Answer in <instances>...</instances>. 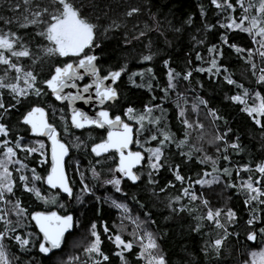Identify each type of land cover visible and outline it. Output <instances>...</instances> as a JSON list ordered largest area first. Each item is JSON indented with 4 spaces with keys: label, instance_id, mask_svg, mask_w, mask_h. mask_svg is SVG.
Here are the masks:
<instances>
[{
    "label": "trees",
    "instance_id": "obj_1",
    "mask_svg": "<svg viewBox=\"0 0 264 264\" xmlns=\"http://www.w3.org/2000/svg\"><path fill=\"white\" fill-rule=\"evenodd\" d=\"M76 2L83 4L82 14L94 21L96 17H99L97 22L102 26L110 24L113 20L120 25L119 28L110 30L106 34L98 33L96 38L100 42L98 65L101 72L106 73L110 70L124 68L123 77L118 84L119 99L109 106L110 110L113 114L127 117L125 110L129 107L134 109L133 114H144L146 106L152 107L151 115L161 117V120L155 126L149 124L147 120L143 122L142 128L140 125L137 126L135 141L138 139L140 143L135 142V145L142 148L158 147V141L147 138L152 134H156L158 139L161 138L159 136L161 130L170 133L172 142H165L162 161L166 159L173 168L178 164L179 172L185 179L183 183L177 181L173 171L169 170L166 164L153 175L152 179L155 183L150 184L146 162L144 167L138 170L140 181L136 185L121 181V191L117 192L113 185L102 183V180L113 176L108 169L115 167L116 159L114 155H110L113 159L100 158L103 163L97 164V159L91 154L90 148L94 143L105 138V131L90 129L77 132L72 130L67 105L56 103L42 83L53 66L70 58L44 57L43 61L35 65L28 58H21L20 63L25 70L31 68L39 74L37 86L43 89V94L39 97L30 95L26 99L20 98L21 102L17 104L8 89H0V100L5 106L0 108V123L6 124L10 130L9 136L2 137V139H7L12 146L17 140L27 143L36 139L29 136V129L22 124V119L32 107H44L48 111L51 123L57 126L63 139L69 145L71 155L67 161V172L74 195L73 200L70 201L58 192L49 190L45 183L39 181L44 199H38L32 193L23 190L18 174H14L16 198L20 199L22 206L26 209V218H19L20 227L16 228V232L21 235L31 233L30 239L36 246L29 251H20L14 241L6 239L5 247L12 264H57V257L67 251L72 239L80 234L87 236L90 234L92 223L97 224V231L102 240L101 249L109 256V260L103 264H122L120 257L115 255L120 249H117L115 244L108 239V236L118 233L117 224L121 214V211L112 204L113 200L126 204L130 211L147 221L166 264L246 263L249 252L264 244V236L259 233V229L264 227V205L255 201L246 204V190L241 187V184L250 176L253 181L261 178L255 168L258 164L264 163V129L258 126L246 111L242 110L246 105H253L254 101H257L256 93L264 97V84L257 83V78L261 74L260 69L264 68V60L255 54L257 44L252 42L247 33L220 27L221 23L228 22L229 13L216 9L210 4V0H76ZM247 2L248 0H245V3ZM133 6L139 7L140 12L131 17L125 16L124 13ZM201 6L205 11L203 16H201ZM24 7L23 0H0V31L16 33L17 36L23 38V42L28 44L32 52L39 54L38 45H47L48 41L36 35L38 30L36 26L29 25L27 28L19 26L22 22ZM231 14L238 16L239 9ZM153 16L155 20L152 19ZM157 22H159V31H156ZM206 25L212 27L209 29L205 27ZM42 27L43 25L40 26ZM175 29H180V31L177 32ZM140 30H144L146 35L140 37L139 40H132L131 43L123 42L125 34L131 38ZM222 36L227 37L228 44L253 50L251 59L256 64L255 75L248 63L247 51L237 53L227 44L222 43ZM213 45L223 51L222 57H215L218 65L222 66L220 72L215 75L207 71L210 68V61L214 58V54H210L208 48ZM150 54L153 57L150 61L142 59L143 55ZM197 54L200 55V60L196 59ZM165 60L168 61V67H165ZM149 68L151 73L146 71ZM168 68L181 75L174 81L175 91L168 90L166 93L164 89H167L168 85ZM197 68L206 70L196 71ZM5 69V65H0V77L5 75ZM186 71L192 73L187 81L182 78ZM212 72L215 73V69H212ZM140 73L143 75H139ZM15 75L14 71H8L6 82L12 81ZM225 77H230L236 81V84H228ZM236 85H242L243 88ZM245 89L248 92L247 96L243 95ZM177 92L182 93L184 98L194 103L196 97L206 100L207 108L199 105L202 110L208 113V109H214L217 115L223 117L220 120L212 117L219 136H223L227 131V136L220 140L216 150L205 153L195 144L189 131L178 118ZM238 95L245 100L244 104L230 99ZM157 105L158 108L155 107ZM261 123L264 124V117H261ZM138 129L139 135H137ZM180 141L183 143L177 147ZM225 141L228 145L236 142L239 148L233 149L226 146ZM73 145H78V147H73ZM142 148L135 146L138 150ZM15 150L17 158L27 165L25 171L23 170L24 173L31 174L30 169H35L36 173L42 177L47 175L48 152H46L45 164L40 166L41 156L38 153L29 155L20 149ZM145 153L148 156L146 151ZM182 153L187 155H182ZM225 155L228 156V160L223 159ZM213 161L219 171H213ZM245 165L248 167L247 171L244 169ZM75 166L80 167L84 184L89 186L90 193H81L83 185ZM90 167H95L101 172L99 179L92 177ZM225 167L229 169L230 176L223 174ZM208 176L218 177L219 182L203 186L195 183L197 179H206L209 178ZM229 183L235 184L236 187H227ZM261 183L264 184V179H261ZM161 188H164V191H160ZM183 188H189L198 196L202 194L204 199L209 200L210 207L222 210L231 208L236 213V221L226 226L230 233L234 232L237 235L228 238L218 259L206 257L203 251L205 242L209 240L208 233L215 235L218 230H212L206 221H201L203 227L199 231H193L198 223L195 217L203 215L206 209L200 199L190 201L187 196H184ZM77 195L81 196L80 201H77ZM176 196L182 197L178 204L174 200ZM169 203L173 208L185 206L192 211L173 212L168 206ZM0 208H5L9 212L8 218L13 222L11 227H15L18 218L12 213V206L0 204ZM54 209L61 214L73 213L75 230L67 237L62 251L46 258L38 252L40 235L31 222L30 215L35 211ZM252 209H255L254 214L258 217L252 226L258 236L255 245H251L246 238L248 228L246 221ZM146 212L149 213L148 216H145ZM221 222L224 223L223 215ZM105 226L109 229L107 234L103 231ZM2 229L3 225L0 224V230ZM124 238L127 239V237ZM140 251V246L133 244L130 251L124 252V264H146L144 259L139 258ZM17 257L19 259H16ZM69 264H93V259H90V254L85 251V248H81L77 252L75 262Z\"/></svg>",
    "mask_w": 264,
    "mask_h": 264
},
{
    "label": "snow or ice",
    "instance_id": "obj_2",
    "mask_svg": "<svg viewBox=\"0 0 264 264\" xmlns=\"http://www.w3.org/2000/svg\"><path fill=\"white\" fill-rule=\"evenodd\" d=\"M25 5L24 13L22 14V22H20V27L27 28L29 25H34L37 27L36 35L43 37L44 40L48 41L47 45H38L39 54L31 51L28 44L23 42V38L17 36L14 32H3L0 31V65H5V75L0 77V89H8L12 94L16 103L21 102L20 98L26 99L30 95H35L37 97L43 94V89L37 86L38 73H35L31 68L25 70L23 65L20 63L21 58H28L33 65L40 63L44 60V57H59V58H70L68 60H62L61 63L53 66L52 70L48 73L47 77L42 80V83L46 85V88L51 91V94L58 101H67L68 105L76 100H83L86 103L92 99L93 92L98 100V103L103 105L106 101H115L117 99L118 93L116 88L112 87L111 84H115L117 79L121 76L124 68L121 67L119 70L108 71L106 75L100 74V69L95 63L97 56L92 53L93 48L100 47V42L97 40L98 33L100 35L108 33L110 30L119 28L120 25L113 20L110 24L102 26L97 21L99 17H96L94 21L89 16L82 14L83 4H77L76 0H23ZM210 4L220 11H226L229 13L226 24L221 23L220 27L227 28L229 30H239L241 32L247 33L254 44L259 45L255 50V54L259 55L261 60H264V0H210ZM19 7V5H17ZM239 9V15L233 16L231 13L237 12ZM139 7H130L124 15L131 17L136 13L140 12ZM205 15L204 8L201 6V16ZM155 20V17H152ZM9 23L10 21H5ZM189 22L191 19L189 18ZM43 25L42 28L40 26ZM206 28H211V25H206ZM159 22L156 23V31H159ZM177 32L180 29H175ZM144 30L133 34L131 38L125 34L123 38L124 43H131L132 40H139L140 37L145 36ZM163 35V33H161ZM222 43L227 44L228 47L234 49L237 53L245 52L248 53V63L254 70L255 75L256 64L252 62L253 50L238 47L235 44H228L227 37H221ZM150 46V45H149ZM88 49V52H85ZM210 54H214V58L210 61V68L207 69L211 74L215 75L220 72L221 67L218 65L215 57H222V49L217 48L215 45L208 48ZM15 58V60H13ZM76 58V59H71ZM152 55H143L142 59L145 61H150ZM197 60L201 57L199 54L196 56ZM165 67H168V61H164ZM215 69V73L212 72ZM86 74L91 78V83H84L79 86L76 82L83 81ZM196 71H205L206 69L197 68ZM8 71H14L16 73L13 81L6 82V77ZM147 72L151 73V69H146ZM227 71V69H224ZM260 75L257 78V83L264 84V68L260 69ZM191 71H186L183 74V80H189L191 76ZM137 75V73H133ZM139 75H143L140 73ZM180 73L174 72L173 69L168 68V85L167 89L164 91L167 93L168 90L175 91L176 81L180 78ZM131 79V77H129ZM228 84H236V81L232 80L230 77H225ZM106 80H110L111 84H105ZM21 82L23 87L21 86ZM237 87L243 88L242 85H236ZM66 88L77 89L76 95H72L70 92L65 93ZM151 88V85H149ZM84 94H88L85 96ZM244 96L248 95L247 90L243 92ZM233 101H239L241 104L245 103V100L241 96L230 97ZM255 99L259 101L258 103H253L252 106H245L243 111L253 118L254 122L264 129V124L261 123V117H264V97H261L259 93L255 94ZM188 101L183 97L182 93L177 92V102L176 107L178 109V118L181 119L182 124L185 128L192 127L195 124L196 127H202L198 122H190L186 115ZM199 105H203L207 108L208 102L200 97H196V102L191 105V110L193 112L198 111ZM4 103L0 100V108H4ZM15 107V105H12ZM155 107H159L158 105ZM152 107H145L144 114L133 115L134 109L129 107L125 110V115L128 119H135L136 123L143 127V122H147L153 126L157 125L161 117H153ZM163 114V110H161ZM208 114L211 115L215 120L223 119L222 116L217 115L214 109H208ZM23 123L29 125L31 131L39 136H47L51 141V164L50 170L47 171V175L42 177L36 173L35 169H30L32 175L31 177L23 174L22 169H26L27 165L22 163L20 159L17 158V152L15 149H20L28 153L40 151L41 155H44L45 145L42 142L38 143V147H30L22 145L19 140L14 146L10 144L7 139L0 142V149H2V155H0V204L11 205L12 213L17 216L18 220L15 227H11L12 221L8 218L9 212L5 208H0V224L3 225V229L0 230V264H12V260L9 258L8 251L5 247V240L14 241L19 247L20 251H29L32 247H35V243L30 239L31 233L26 235H21L16 232V228L20 227L19 218L25 217L26 209L22 206L20 199L16 198L14 188L16 187V181L13 179V171L10 170L9 165L18 166L14 170L20 172L19 183L25 192L32 193L38 199H44L41 191L35 186V182L41 181L46 183L50 188H59L62 192L66 193L69 197L72 196L73 190L70 186L69 179L66 175L65 170V160L64 158L69 153V148L66 144L62 143L57 139L56 129L53 128L44 120V109L41 107H32L30 111L23 115ZM71 125L77 129H83L87 126H95L97 128H105L107 126V137L102 139L99 143H94L91 146V152L97 158L103 157L105 160L113 159L112 156H107L109 152H113L114 156H118V161L113 168H109L108 171L113 173L111 178H106L102 180L104 184H111L114 186L117 192L121 191L120 184L121 178L126 177L130 182L135 184L140 179V173L134 172L133 169L141 164V161L145 160V157L140 151H128L129 145L133 143V132L132 127L121 119V116H110L109 110H101L96 113L95 117L89 116L87 113L80 111L78 109L72 108L71 114ZM9 128L4 123H0V137L7 138L9 136ZM230 131V129L228 130ZM137 135H139V129L137 130ZM158 139L156 134L150 135L147 139L152 141H158V147H149L145 151L148 153L147 156V168L149 169L148 183H155L152 179L153 175L158 173L161 168L165 167L167 164L169 170L173 171V175L177 181L183 183L184 177L179 172V165L173 166L165 159L163 148L165 142H172L171 134L159 131ZM187 136V134H186ZM227 136V131L223 136H217V140H222ZM22 139V138H21ZM78 139V138H77ZM137 144L140 141L137 139L135 141ZM183 141L177 143V147H180ZM233 149H238L239 144L236 142L227 144ZM142 146V145H141ZM73 147H78V145H73ZM182 155H187L182 153ZM224 160H228V156L223 157ZM46 162L42 160L41 163ZM97 164L103 163V160L97 159ZM247 171V165L244 166ZM92 177L94 179H99L101 172L95 167H90ZM213 171H219L215 167V161H213ZM255 171L260 173V177L255 181L252 180L251 176L247 181L241 184V187L246 190V204H251L252 202H258L264 205V184L261 183V179H264V163L258 164ZM119 174L116 176L115 174ZM224 175H231L229 169L225 167L223 169ZM205 175H208L205 173ZM213 182H219L218 177H214L212 180L197 179L196 184L200 185H211ZM81 193H90V188L87 184H84L83 173H81ZM227 187H236L235 184L229 183ZM160 191H164L161 188ZM182 193L187 196L190 201H196L200 199L201 204L206 209L205 213L200 216H196L197 225L193 228V231H199L203 224L201 221H206L212 230L216 231L215 235L211 232L208 233L209 240L205 242L204 254L206 257L219 258L221 255V250L224 248L225 242L232 235H237V233H230L226 225H231L236 221V213L231 209L227 208L222 210L221 208L210 207V202L204 199L202 194L198 196L194 191H190L189 188H183ZM181 196L174 197L175 202L178 204L181 200ZM77 201L81 200V196L77 195ZM139 203V201H137ZM112 204L121 209L124 218L129 219L131 223L135 225L133 229V238L139 240L140 243V254L139 258L144 259L146 264H166L164 256L159 252V246L157 244L156 237L152 232L141 230V224L147 221H140L139 217H131L130 210L128 206L124 203H118L113 200ZM172 208L173 212L179 211H189L192 209L181 206L180 208H173L172 204L168 205ZM63 207V205H61ZM143 207V205H141ZM255 209L249 214V219L246 221L248 228L246 230V238L249 241H255L257 239V232L252 227L254 222L258 220V217L254 214ZM149 213H145L148 216ZM224 217V223L221 222V217ZM26 218V217H25ZM31 220L35 221L36 227L39 232L42 233V238L38 245L40 253L48 255L52 250L59 249L65 238V233L73 228L74 220L71 214L57 215L56 212H51L48 214L42 212H35L31 214ZM78 224V221L76 222ZM104 233H108L109 229L105 226L103 228ZM142 231V234H141ZM12 233V235H9ZM261 236H264V227L259 229ZM90 234L94 238L91 243L85 248V251L90 254V259H93V264H103V262L109 260V256L104 253L101 249V236L97 231V224L92 223ZM117 249L115 253L116 256L120 257L122 264H124L125 257L124 252L130 251L132 249V241H126L121 238L120 234H115L114 236H108ZM252 264H264V250L259 253L253 252ZM258 258V259H257ZM16 259H19L18 257ZM247 264V262H246Z\"/></svg>",
    "mask_w": 264,
    "mask_h": 264
},
{
    "label": "rangeland",
    "instance_id": "obj_3",
    "mask_svg": "<svg viewBox=\"0 0 264 264\" xmlns=\"http://www.w3.org/2000/svg\"><path fill=\"white\" fill-rule=\"evenodd\" d=\"M258 47H259V45H257V48ZM87 50L88 49H85V52ZM12 81L14 82V78L12 79ZM21 86L23 87L22 82H21ZM187 101H188L187 105H184V106L187 108L186 115L189 118L190 122H198L200 125H202V127H196L195 124H193L192 127L187 128V130L189 131V134L194 139L195 144L198 147H200L205 153L216 150L218 148L220 140L216 139V137L219 136V134L216 131L212 116L209 115L207 112H204L200 106L198 107V111L193 112L191 110V105L194 102L191 101V100H187ZM254 102L258 103V101H254ZM248 106H252V105H248ZM133 115H139V114H133ZM128 121L132 122V124H134L136 126V128H137V126H139V124L136 123L135 119H131V120L129 119ZM3 140L4 139H2V137H0V142H2ZM19 142L22 145L25 143L24 141H19ZM39 142H42L45 145V149L43 150L44 151V155H41L40 151H37V152H34V153H38L41 156L40 166H43L45 164V162L41 163V161L45 160V158L47 160L46 152H48V150H46V147L48 146L46 141L41 140V139H33V140L25 143L24 146L38 147V143ZM135 146H137L139 148H142L139 145H135ZM145 149H146L145 147L142 148V151L145 152ZM31 154H33V153H31ZM0 155H2V149H0ZM15 167H18V166L9 165L10 170L13 171V176L14 177H15V175H14L15 173H17L18 176L21 174L20 172H16L14 170ZM75 167H76V173L81 177V173L82 172L80 170V167H78V166H75ZM23 170L25 171V169L21 170L23 172V174L31 177L32 173L31 174L28 173V172L24 173ZM208 177L209 178H206L204 180H212L214 178V176H208ZM213 183H215V182H213ZM205 185H208V184H205ZM35 186L40 190L39 181L35 182ZM119 210L121 211V214L119 215V223L117 224L118 233L121 235L122 239H124L126 241H132L133 244H136V245L140 246L139 240H136V239L133 238V229L135 228V225L133 223H131V221L129 219L124 218L122 210L121 209H119ZM129 214H130L131 217H139L140 221H145L140 216L135 215L132 211H130ZM141 230L142 231L146 230V231L152 232V230L150 229L148 223H142L141 224ZM142 231H141V234H142ZM124 237H127V239L124 238ZM93 239L94 238L91 236V234H89L88 236L85 235V234L78 235L77 237L72 239L67 251L63 255L57 257L56 263L57 264H69L70 262H75V260L77 259L78 250L81 249V248H86L91 243V241ZM262 250H264V244H261V246L259 248L254 249L253 251H250L249 254L247 255V257H248V260L246 261L247 264H252L253 257H252L251 254L253 252L259 253ZM159 252L161 253L160 247H159ZM243 264H246V263H243Z\"/></svg>",
    "mask_w": 264,
    "mask_h": 264
},
{
    "label": "water",
    "instance_id": "obj_4",
    "mask_svg": "<svg viewBox=\"0 0 264 264\" xmlns=\"http://www.w3.org/2000/svg\"><path fill=\"white\" fill-rule=\"evenodd\" d=\"M98 52H99V47H98V48H94L93 51H92V53L95 54V55L97 56V60H96L95 63H96L97 66L99 67V65H98V58H99ZM99 69H100V67H99ZM111 71H115V70H111ZM81 72H82V70H81ZM107 73H108V72H106V74H107ZM82 74L85 75V79H84L83 81H77V82H76V83H77L79 86H81V87H82L81 84H84L87 80H88L87 83H91V78L88 77V76H87L86 74H84L83 72H82ZM100 74L103 76V73L101 72V70H100ZM106 74H104V75H106ZM122 77H123V72L121 73V76L117 79V81H116L115 84H111V81H110V80H106V81H105V84H111L112 87L116 88L117 93H118V96H117V99H116L115 101H106L103 105H101V104L98 103V100L96 99V97H95V95H94V92H93L92 99L89 100L87 103H86L85 101H83V100H76V101H74V102L71 104V106L68 105V102H67V101H63V102H62V101H58V100L55 99V97H54L52 94H51V95H52V97H53V99H54V101H55L56 103H58V104H64V103H65V104L67 105V108H68V114H69V123H70V126H71V129H72V130L77 131V132H82V131L90 130V129L106 130V135H105V138H106V137H107V126H105V128H97V127H95L94 125H93V126H87V127L83 128V129H77V128H74V127L71 125V114H72V108H75V109H78V110H80V111H83V112L87 113L89 116H92V117H95L96 113L99 112V111H101V110H108V109L105 108V106H107L108 104H113V103H115V102L119 99V92H118V89H117V85H118V83L121 81ZM44 86L46 87V85H44ZM48 91L51 93V91H50L49 89H48ZM64 91H65L66 94L70 92L72 95H76V93H77V89H71V88H66ZM84 95L87 96L88 94H84ZM34 107H41V108L44 109V120H45L48 124H50L53 128L56 129L57 139H59L62 143L66 144V146H68V148H69V145L66 143V141H65V140L63 139V137H62V133H61V131L57 128V126H56L55 124L51 123L50 118H49L48 111H47L44 107H42V106H34ZM29 111H30V110H29ZM109 114H110V116H112L111 113H110V111H109ZM119 116H120V115H119ZM121 119L123 120L122 117H121ZM124 122H126V121H124ZM126 123H128V124L132 127V132H133V143H131V144L129 145L128 151H140L141 154L145 157V160L141 161V164L137 165V166L133 169L134 172H138V170L141 169V168H143L144 165L146 164V162H147V154H146L144 151H142V150L135 149V138H136L135 132H136V126H135L134 124L128 122V121H127ZM22 124L25 125V124L23 123V119H22ZM25 126L29 129V136H30V137H32V138H36V139L45 140V141L47 142V144H48V160H49V168H48V170H50V164H51V141L48 139L47 136H39V135L34 134V133L31 131V128H30L29 125H25ZM98 143H99V142H98ZM90 152H91V148H90ZM112 153H113V152H109V153H107L106 155L108 156V155H110V154H112ZM91 154L95 157V155H94L92 152H91ZM70 155H71V151H70V148H69V153H68V155L64 158V160H65V170H66V175H67V177H68V179H69V182H70V178H69V175H68V172H67V161H68V159L70 158ZM95 158H96V159H100V158H97V157H95ZM101 158H102V157H101ZM117 161H118V156H117ZM115 175H116V176H119L118 173L115 174ZM121 181H128V182H130L126 177L121 178ZM139 181H140V179H139L135 184H133L132 182H130V183L133 184V185H136V184L139 183ZM45 186H46V188H48L49 190L54 191V192H58L60 195L67 197L70 201L73 200L74 191H73L72 196L69 197L66 193L62 192L59 188L52 189V188H50L46 183H45ZM70 186L72 187L71 182H70ZM72 190H73V188H72ZM35 212H42V213H45V214H48V213H51V212H56L57 215H61V216H62V215H66V214H61V213H60L58 210H56V209H54V210H50V211H35ZM35 212H33V213H35ZM67 214H71V215L73 216V220H74L73 228H72L70 231H68V232L65 233L64 241L62 242V244H61V246H60L59 249H54V250H52V252H50L48 255H44L43 253H40V252H39V249H38V252H39L42 256L48 258V257H50L52 254L62 251L63 248H64V246H65V244H66L67 237H68L70 234H72V233L74 232V230H75V216H74V214L71 213V212H69V213H67ZM30 220H31V215H30ZM31 222L33 223L34 227L36 228L38 234L40 235V239H41V238H42V233H40V232H39V229L36 227V225H35V221H32V220H31ZM257 239H258V236H257ZM257 239H256L255 241H249V240H248V242H249L251 245H255V244L257 243Z\"/></svg>",
    "mask_w": 264,
    "mask_h": 264
},
{
    "label": "flooded vegetation",
    "instance_id": "obj_5",
    "mask_svg": "<svg viewBox=\"0 0 264 264\" xmlns=\"http://www.w3.org/2000/svg\"><path fill=\"white\" fill-rule=\"evenodd\" d=\"M108 72V71H107ZM104 74H106V73H103V75ZM88 82V80L85 82V83H87ZM120 83V82H119ZM118 83V84H119ZM81 85H83V84H81ZM117 89H118V85H117ZM114 104V103H113ZM113 104H108L107 106H105V108L106 109H108L109 111H110V113H111V115L114 117V116H116V115H120L122 118H123V120L124 121H126L127 122V117H125V116H123V115H121V114H113L112 113V111L110 110V108H109V106H111V105H113ZM96 130H98V129H96ZM100 131H105V135H106V130H100ZM63 137V136H62ZM105 139V138H104ZM45 141V140H44ZM100 142V141H99ZM47 143V142H46ZM110 155H114L113 153L112 154H110ZM110 155H108V156H110ZM115 157V159H116V163H117V156H114ZM103 158V157H102ZM116 165V164H115ZM124 182V181H123Z\"/></svg>",
    "mask_w": 264,
    "mask_h": 264
}]
</instances>
